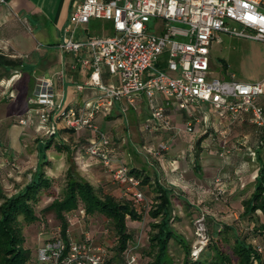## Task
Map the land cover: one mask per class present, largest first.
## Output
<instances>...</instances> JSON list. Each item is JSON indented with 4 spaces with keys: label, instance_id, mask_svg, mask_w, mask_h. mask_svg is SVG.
Returning a JSON list of instances; mask_svg holds the SVG:
<instances>
[{
    "label": "built area",
    "instance_id": "2783aa9c",
    "mask_svg": "<svg viewBox=\"0 0 264 264\" xmlns=\"http://www.w3.org/2000/svg\"><path fill=\"white\" fill-rule=\"evenodd\" d=\"M7 2L0 0V6ZM92 18L108 20L112 33L107 29L87 33ZM222 32L264 41V0H74L59 47L82 69H89L88 77L75 87H94L95 99L78 107L67 106L57 100L51 79L39 78L29 108L16 120L26 125L36 115L37 127L43 128L48 137L59 127L92 131L94 136L82 147L80 155L98 160L120 187L121 195L130 198L137 209H146L148 201L140 189V178L113 155L110 136L98 128L94 118L108 111L115 101L124 99L133 105L144 93L154 119L146 128L172 129L174 125L167 116L171 106L184 109L191 103L203 102L214 111L229 113L233 121L247 114L252 124L264 129V107L258 102L264 96V77L248 81L233 72L228 78L212 75L210 46ZM163 54L165 68H160ZM104 71L116 80L104 82ZM156 94L162 104L154 103ZM193 126L188 121L184 128L192 131ZM260 144H264V137ZM168 149L167 141L162 140L152 153L160 155ZM251 155L256 156L254 149ZM78 159L82 162V158ZM213 183L217 193H221L222 177H215ZM78 213L83 214V210ZM196 224L204 230L203 216ZM82 234L78 240H65L60 234L42 240L29 264H103L105 248L95 244L88 232ZM136 260V254L129 249L127 264Z\"/></svg>",
    "mask_w": 264,
    "mask_h": 264
},
{
    "label": "crops",
    "instance_id": "0c3cea01",
    "mask_svg": "<svg viewBox=\"0 0 264 264\" xmlns=\"http://www.w3.org/2000/svg\"><path fill=\"white\" fill-rule=\"evenodd\" d=\"M73 1L8 0L7 4L0 6V184L6 187L10 183L15 185L14 192L30 180L44 157L48 160L44 169L50 177L62 174L67 166V153L53 147L46 151L42 149L45 139L37 135L36 115L34 121L26 125L19 124L13 118L29 108V99L37 80L43 77L51 79L57 100L67 106L92 103L97 93L94 87L76 89L75 85L88 77L89 69H82L69 53L59 47ZM215 41L211 43L209 58ZM160 63L159 67L165 68L162 59ZM223 70L216 77L228 78L231 72L228 71L227 62H224ZM262 77L264 74L248 81ZM102 79L104 82L116 80L106 71L102 73ZM258 102L264 105V96H260ZM154 103H163L158 94ZM167 116L174 125L172 129L146 128V124L151 125L154 119L152 108L145 94L141 93L133 105L124 99L115 101L108 111L98 113L94 122L110 135L115 156L130 168L150 175L149 184L143 185L147 195H155L153 183L158 181L171 189L172 199H183L189 192L203 196L207 194L209 198L210 181L220 176L228 186V203H222L225 216L236 207L241 209V200L252 191V183L258 172L259 162L256 156L251 155V150L261 138L262 129L252 124L247 114L233 121L229 113L214 111L203 102L191 103L184 109L171 106ZM188 121L194 123L192 131H197L198 136L193 141L183 136L187 140L184 142L179 140L177 129L184 127ZM93 136L88 129L75 131L64 128L53 139L67 144L71 150L80 145L76 150L79 152ZM175 138L176 143L172 142ZM162 140L167 141L169 149L160 155H153L152 149ZM216 152L218 158L212 155ZM260 157L264 160V147L260 149ZM253 161L256 164H252ZM80 164L83 169L88 168L92 184L99 182L110 191V186H116L111 192L120 195V187L100 162L87 157ZM189 171L193 173L192 176ZM5 176H9L8 181ZM237 215L234 211L233 216ZM82 218L80 215L70 218L67 235L73 240L82 237L83 230L78 233ZM37 246L33 250L34 257Z\"/></svg>",
    "mask_w": 264,
    "mask_h": 264
},
{
    "label": "trees",
    "instance_id": "16d2710c",
    "mask_svg": "<svg viewBox=\"0 0 264 264\" xmlns=\"http://www.w3.org/2000/svg\"><path fill=\"white\" fill-rule=\"evenodd\" d=\"M109 28L108 33H112L111 24ZM60 129L64 128L59 127L57 132ZM55 134L45 139L42 149L46 151L53 147L67 153V166L62 174L59 190L56 189L54 177L48 176L44 169V164L48 162L46 157L30 180L14 193L7 194L0 184V264H29L34 260V249L31 250L27 244L24 227L39 220L37 206L44 198L50 200L41 208L42 214L52 213L57 221L54 234L47 239L60 234L63 239L68 240L70 216L79 215V209L83 210V218L100 214L106 219L115 237L113 254L108 257L105 249L103 264H115L116 261L127 264L129 243L134 242V233L128 229L127 222L128 219L141 221V210L133 205L130 198L115 195L102 185H94L83 178L79 172L78 160L81 159L78 158H82L81 163H84L87 156L76 151L80 145L71 150L67 144L54 141ZM203 136L197 140L198 143ZM261 138L254 148L259 168L252 183V191L241 200L242 208L237 217H233L234 211L230 210L228 216H232L231 221H216L207 216L208 221L212 222L207 231L208 242L195 256L191 251L192 240L186 239L171 223L172 219H177V215H172L171 189L154 181L152 190L155 195L150 200L146 198L150 221L148 243L144 249L146 260L141 264H264V160L260 157V149L264 144H260ZM111 143L114 155L112 139ZM131 172L140 178V189L147 197L143 185L149 184L150 175L136 168H131ZM213 180L210 181V199L227 204V183L222 179L224 189L218 194ZM57 228L60 231L57 232ZM178 254L180 256L176 257Z\"/></svg>",
    "mask_w": 264,
    "mask_h": 264
},
{
    "label": "rangeland",
    "instance_id": "374dc122",
    "mask_svg": "<svg viewBox=\"0 0 264 264\" xmlns=\"http://www.w3.org/2000/svg\"><path fill=\"white\" fill-rule=\"evenodd\" d=\"M159 23V21H158ZM230 24L235 25L234 22H230ZM110 22L103 18H92L90 20L88 29L86 30L89 34L101 33L103 30L107 29V32H110ZM239 28V27H238ZM166 57L165 54L161 56L162 60ZM211 69L212 75L217 76L218 74L223 73V64L227 62L228 71L233 72L237 78L242 80H249L252 78H256L260 74H264V41L240 37V36H228V34L221 33L219 38L216 39L215 43L212 46L211 54ZM164 62V61H163ZM161 65V63L159 64ZM164 68V67H162ZM17 115H14L13 118H16ZM126 125V124H125ZM134 131V130H133ZM37 135L43 139H46L48 136L45 134L43 128L36 129ZM179 140L187 142L183 136L188 138L190 141H193L198 135L197 131H189L184 127H178L177 129ZM36 135V136H37ZM35 136V137H36ZM110 136V135H109ZM177 138H175L172 142L176 143ZM189 142V141H188ZM186 148H184V153ZM216 158H218V154L213 153ZM212 158V157H211ZM149 159V158H148ZM90 160L95 161L96 159L90 158ZM99 162L98 160H96ZM153 163L152 160H149ZM81 163V162H79ZM252 164H256L254 161ZM79 172L81 176L87 180H90L88 175V168H84L82 164L79 166ZM255 168V166H254ZM207 173V170L206 172ZM63 174V173H62ZM62 174L54 177V183L59 190L60 183L62 182ZM208 174V173H207ZM189 175H193L191 171H189ZM6 181H8L9 176H5ZM94 181V180H92ZM10 182V181H9ZM4 183V182H3ZM96 183V182H95ZM97 182L95 185H100ZM3 191L7 194L14 193L13 184H9L6 187L1 183ZM111 191L116 189V186H110ZM121 194V191H120ZM247 195V194H245ZM207 194H197L196 192H189L185 194L183 199L173 198L172 206L173 212L172 215H177V219H172L173 227L181 234H183L186 239L192 240L191 251L201 249L208 241H207V231L210 229L212 225L210 221H208L207 216L213 217L216 221H220L223 219L224 221H231L232 216H225V211L223 204L218 200H211V194L209 193V198ZM148 200L153 198V195L149 194L146 197ZM50 198H44L37 206V212L40 215L38 221L25 225L24 233L26 236V241L31 250H33L39 241L44 240L52 236L55 232L56 227V219L54 218L52 213L42 214L41 208L49 202ZM189 203V204H186ZM190 205V207L188 206ZM234 205V204H233ZM235 208V207H234ZM239 207L235 208L233 211L239 212ZM149 209H141V213L143 215L141 221H131L128 219V229L133 231L134 233V242L129 243L130 250L136 254L137 260L134 264L144 263L146 260L144 249L147 247L148 243V223L150 221ZM81 216V214H79ZM77 215V216H79ZM73 217L76 214L72 215ZM203 216V227L204 230L197 228L196 220ZM234 217V216H233ZM82 226L78 228V233L82 229L90 234L93 241L98 245L104 247L107 251L108 257L113 254V246L115 244V237L111 233L108 223L106 219L100 214L88 215L87 217L82 218ZM82 227V228H81ZM202 233L203 236H198ZM83 235V234H81ZM80 239V238H79ZM180 256V254L176 255V257ZM115 264H121L117 261Z\"/></svg>",
    "mask_w": 264,
    "mask_h": 264
}]
</instances>
